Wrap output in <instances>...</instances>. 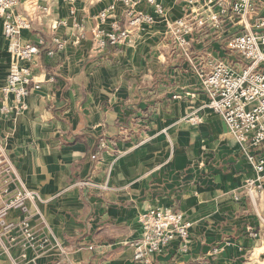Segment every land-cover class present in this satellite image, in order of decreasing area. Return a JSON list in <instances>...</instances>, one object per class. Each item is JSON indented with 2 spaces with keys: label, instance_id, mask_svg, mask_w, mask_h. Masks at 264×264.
Segmentation results:
<instances>
[{
  "label": "crops",
  "instance_id": "0c3cea01",
  "mask_svg": "<svg viewBox=\"0 0 264 264\" xmlns=\"http://www.w3.org/2000/svg\"><path fill=\"white\" fill-rule=\"evenodd\" d=\"M112 3L131 41L97 48L92 29ZM165 8L134 27L116 0H52L48 13L35 6L33 28L17 40L40 45L32 71L55 80L32 89L21 110L2 90L21 61L0 21V209L18 192L34 195L26 211L10 208L0 221V264H264V174L248 189L256 172L209 107L200 76L208 50L235 65L225 44L239 25L197 35L186 54L167 23L188 8L176 0ZM166 209L191 223L188 250L173 241L136 262L141 216Z\"/></svg>",
  "mask_w": 264,
  "mask_h": 264
},
{
  "label": "built area",
  "instance_id": "2783aa9c",
  "mask_svg": "<svg viewBox=\"0 0 264 264\" xmlns=\"http://www.w3.org/2000/svg\"><path fill=\"white\" fill-rule=\"evenodd\" d=\"M75 2L77 0H67ZM124 6L129 25L155 23L165 17L166 0H116ZM187 6L188 11L182 16L167 23L168 30L175 44L188 54L197 35L211 34L224 29L225 22L230 21L239 28L230 33L226 39V49L235 54V65L206 52L205 67L209 71L200 70L202 86L209 97V107L227 124L229 131L236 138L248 162L256 172V177L247 181L251 190L264 174V11L259 14L258 8L263 0H176ZM25 2L27 12L18 8ZM28 2V4H27ZM45 2L46 4H40ZM52 0H0V21L4 35L10 39L9 49L20 59V63L12 66L3 93L15 98V109L26 107L24 100L32 89H39L42 83L54 81L50 76L40 79L32 71L31 64L40 53V45L36 43L21 44L17 37L24 30L33 28L34 7L43 12L51 10ZM144 4L148 8L140 9ZM116 4L102 8L98 13V24L92 29L93 45L97 48L117 46L131 41V29L116 17ZM72 14L75 13L73 9ZM66 18L56 20L53 27L65 25ZM80 30L76 41L85 37L83 23L76 22ZM201 39V38H200ZM42 41H40V44ZM58 48L63 42L56 38ZM53 49L48 50L52 55ZM235 67H241L240 69ZM4 111L11 108L3 106ZM96 157V155H94ZM34 197L30 191L16 193L15 197L0 209V221H3L10 208L27 210V201ZM26 232L31 235L27 229ZM140 236L131 242L134 249L133 258L138 263H150L152 257L162 253L173 241H179L181 250L186 252L189 243L191 223L183 214L172 209L162 212L145 213L140 218ZM250 234L258 232L251 229Z\"/></svg>",
  "mask_w": 264,
  "mask_h": 264
},
{
  "label": "rangeland",
  "instance_id": "374dc122",
  "mask_svg": "<svg viewBox=\"0 0 264 264\" xmlns=\"http://www.w3.org/2000/svg\"><path fill=\"white\" fill-rule=\"evenodd\" d=\"M258 10H259V14L264 11V3L263 4L262 3L260 4V7L258 8Z\"/></svg>",
  "mask_w": 264,
  "mask_h": 264
}]
</instances>
